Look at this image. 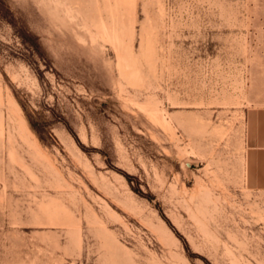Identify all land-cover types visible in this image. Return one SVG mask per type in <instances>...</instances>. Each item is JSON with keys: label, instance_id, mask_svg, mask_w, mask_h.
I'll return each mask as SVG.
<instances>
[{"label": "rangeland", "instance_id": "rangeland-1", "mask_svg": "<svg viewBox=\"0 0 264 264\" xmlns=\"http://www.w3.org/2000/svg\"><path fill=\"white\" fill-rule=\"evenodd\" d=\"M256 109L264 0H0V264H264Z\"/></svg>", "mask_w": 264, "mask_h": 264}, {"label": "crops", "instance_id": "crops-1", "mask_svg": "<svg viewBox=\"0 0 264 264\" xmlns=\"http://www.w3.org/2000/svg\"><path fill=\"white\" fill-rule=\"evenodd\" d=\"M248 123L247 182L264 191V109L251 112Z\"/></svg>", "mask_w": 264, "mask_h": 264}]
</instances>
